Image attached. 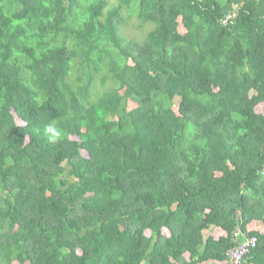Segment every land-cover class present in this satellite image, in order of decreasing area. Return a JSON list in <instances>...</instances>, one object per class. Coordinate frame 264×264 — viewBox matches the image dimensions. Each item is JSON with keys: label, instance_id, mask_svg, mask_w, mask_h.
I'll use <instances>...</instances> for the list:
<instances>
[{"label": "trees", "instance_id": "trees-1", "mask_svg": "<svg viewBox=\"0 0 264 264\" xmlns=\"http://www.w3.org/2000/svg\"><path fill=\"white\" fill-rule=\"evenodd\" d=\"M108 6L0 0V264H264V0Z\"/></svg>", "mask_w": 264, "mask_h": 264}, {"label": "built area", "instance_id": "built-area-1", "mask_svg": "<svg viewBox=\"0 0 264 264\" xmlns=\"http://www.w3.org/2000/svg\"><path fill=\"white\" fill-rule=\"evenodd\" d=\"M230 19V18H229ZM263 159H264V149H263ZM264 173V167L262 169ZM241 233L237 232L235 234L236 239L239 238ZM258 239L257 237H248L245 242L239 243L235 248L229 250L228 257L231 264H245L247 256L251 251L257 247Z\"/></svg>", "mask_w": 264, "mask_h": 264}, {"label": "clouds", "instance_id": "clouds-1", "mask_svg": "<svg viewBox=\"0 0 264 264\" xmlns=\"http://www.w3.org/2000/svg\"><path fill=\"white\" fill-rule=\"evenodd\" d=\"M44 132L48 141L53 144L59 142L63 138L62 130L56 126L55 122L46 125Z\"/></svg>", "mask_w": 264, "mask_h": 264}, {"label": "rangeland", "instance_id": "rangeland-1", "mask_svg": "<svg viewBox=\"0 0 264 264\" xmlns=\"http://www.w3.org/2000/svg\"><path fill=\"white\" fill-rule=\"evenodd\" d=\"M107 1L109 3L108 8H113V7H115L118 4V0H107ZM130 22L133 23V24H138L136 18L132 19Z\"/></svg>", "mask_w": 264, "mask_h": 264}]
</instances>
